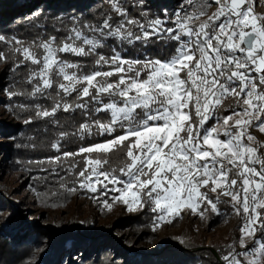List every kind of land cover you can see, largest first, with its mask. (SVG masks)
<instances>
[{
	"label": "snow or ice",
	"instance_id": "1",
	"mask_svg": "<svg viewBox=\"0 0 264 264\" xmlns=\"http://www.w3.org/2000/svg\"><path fill=\"white\" fill-rule=\"evenodd\" d=\"M110 3L87 15L36 10L24 35L0 27V64L12 74L0 83L5 110L24 126L57 131L55 154L29 161L46 175L29 180L55 176L107 211L151 213L154 231L184 213L225 217L227 204L242 223L218 264H264V140L254 134L264 133V14L254 12L256 0H176L171 11L154 0ZM10 139L36 147L31 137ZM93 226L79 222L85 233ZM86 239H64V264H81Z\"/></svg>",
	"mask_w": 264,
	"mask_h": 264
},
{
	"label": "rangeland",
	"instance_id": "2",
	"mask_svg": "<svg viewBox=\"0 0 264 264\" xmlns=\"http://www.w3.org/2000/svg\"><path fill=\"white\" fill-rule=\"evenodd\" d=\"M214 8L215 6L211 10ZM254 12L264 14V0H256ZM3 72V67H0V83H6ZM5 103L6 100L0 97V193L1 196H6V199L2 198L4 206L0 210V231L2 230L3 237L10 242L23 237L33 240L35 234H39V238L33 241L35 253L30 259L31 262L37 264L41 261L40 258L51 250L53 234L64 228L79 232L84 230L79 227L81 221H85L87 225L94 222L91 231L105 230L108 237L120 241L128 249L124 258L128 254L143 256L157 248L167 247L170 243L176 244L180 239L184 240L183 244H196L193 250L205 248L213 251L215 248L223 250L239 236L241 218L231 208L227 209L222 205V210L227 213L225 217L212 215L206 219H198L184 213L174 223L166 224L155 231L151 227L152 234L144 236L140 234V227L131 226L130 221L124 220L143 213L129 212L121 205H115L111 211H107L88 194L69 192L66 187H60L58 178L49 183L44 180H29L26 174L10 167L8 163L9 151L6 145L11 141L10 130L23 124L5 110ZM254 134L258 139L264 140V133H260L259 130H255ZM65 183L70 184V180ZM45 184L47 187L52 186V189L42 188ZM32 185L35 186V190L32 189ZM11 223H14V226ZM113 247L111 245L110 249L117 251L118 248ZM82 253L83 249L80 255ZM67 258V255L60 258L58 264H64Z\"/></svg>",
	"mask_w": 264,
	"mask_h": 264
},
{
	"label": "trees",
	"instance_id": "3",
	"mask_svg": "<svg viewBox=\"0 0 264 264\" xmlns=\"http://www.w3.org/2000/svg\"><path fill=\"white\" fill-rule=\"evenodd\" d=\"M175 2L176 0H154L153 7L165 6L171 11L175 7ZM121 3H124V0H121ZM74 4H77L79 10L77 7L71 6ZM110 6V0H0V27H3L5 30H11L19 36L25 34V29L28 28L27 18L30 13L36 10H42L43 15L50 18L53 13L64 15L67 13L77 14L78 11H83L87 15L103 11L106 8L110 9ZM156 51L164 54L167 52V49L158 46ZM0 67H3L5 82H10L12 74L6 72L4 64H0ZM12 116L15 117L13 114ZM66 119V116L61 117L62 122ZM10 132L11 136H15L16 143L22 142L28 144V138L31 137V142L36 145L35 148L17 149L13 146L11 140L6 145L9 151L7 159L10 167L20 170L28 177L29 175L35 176L38 174H42L43 176L44 173L39 172L38 167L35 164H30L29 161L55 154L51 148V142H53L57 135L56 129L43 122H38L31 127L24 125L17 126L12 128ZM64 143L69 148H75L76 146L75 141L71 144L67 141ZM61 174L63 175V173ZM56 178L55 176H50L46 183L52 182ZM46 187L47 184L42 188ZM47 189H52V186H48ZM2 198L6 199V196L0 195V210L4 206ZM222 206L230 209L227 204ZM151 219V213H143L138 216L133 215L124 220L130 221L131 223L129 224L131 226L140 227V234L145 236L152 234ZM11 225L14 226V223H11ZM1 232L2 230L0 231V264H35L30 259L35 253L33 241L39 238V234H35L36 237L33 240L23 239V237L18 241L10 242L3 237V232ZM84 235L87 236V239L80 245L83 253L75 257L76 259H81L82 257L81 264H218L217 257L222 250L221 248H215L216 252L210 248L193 250L196 244L185 243L182 245L170 243L167 247L157 248L143 256L128 254L124 258V254L128 252V249L120 241L108 237L105 230H93L85 233V229L79 232L64 228L53 234L51 250L45 256H42V259L40 258L41 261L37 264H58L60 258L67 255V250L62 243L64 239L72 238L80 240ZM111 245L114 246L113 248H118L117 251L116 249L112 251L110 249Z\"/></svg>",
	"mask_w": 264,
	"mask_h": 264
}]
</instances>
